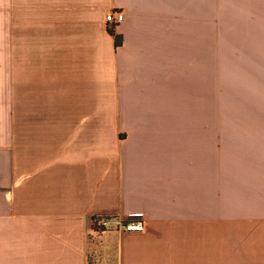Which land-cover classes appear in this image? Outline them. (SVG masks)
Instances as JSON below:
<instances>
[{"label": "crops", "instance_id": "1", "mask_svg": "<svg viewBox=\"0 0 264 264\" xmlns=\"http://www.w3.org/2000/svg\"><path fill=\"white\" fill-rule=\"evenodd\" d=\"M205 19L264 0H0V264H264V112L219 111L209 165L177 111Z\"/></svg>", "mask_w": 264, "mask_h": 264}, {"label": "rangeland", "instance_id": "2", "mask_svg": "<svg viewBox=\"0 0 264 264\" xmlns=\"http://www.w3.org/2000/svg\"><path fill=\"white\" fill-rule=\"evenodd\" d=\"M214 11V10H213ZM264 19H205V56L201 71L192 64L186 73L187 102L177 104L192 117L201 115L207 123V132L201 142L208 147V160H214L215 127L217 113H224V127L228 112L235 113L234 122L250 117L249 113L264 112ZM201 76V81H200ZM219 79L221 98L219 104ZM235 90V98L231 90ZM231 117V116H229ZM200 142L199 136L192 138ZM95 230L104 231L99 226ZM112 226V224H111ZM110 229V228H109ZM112 261V254L106 260ZM110 261V262H111Z\"/></svg>", "mask_w": 264, "mask_h": 264}, {"label": "built area", "instance_id": "3", "mask_svg": "<svg viewBox=\"0 0 264 264\" xmlns=\"http://www.w3.org/2000/svg\"><path fill=\"white\" fill-rule=\"evenodd\" d=\"M106 19L111 26H115L123 21L124 13L112 11L107 15ZM99 218H103L102 221H99V226L109 229L111 224L114 223V229L119 232L142 233L147 227V218L143 213H132L120 220H115L112 217H97L93 221L94 226H96L95 224Z\"/></svg>", "mask_w": 264, "mask_h": 264}, {"label": "trees", "instance_id": "4", "mask_svg": "<svg viewBox=\"0 0 264 264\" xmlns=\"http://www.w3.org/2000/svg\"><path fill=\"white\" fill-rule=\"evenodd\" d=\"M109 30H110L111 34H113V35H115V36H116V34H115V29H114V27H113V26H111V28H110ZM116 40H117V43H119V42H120V41H119V38H118V36H116Z\"/></svg>", "mask_w": 264, "mask_h": 264}]
</instances>
